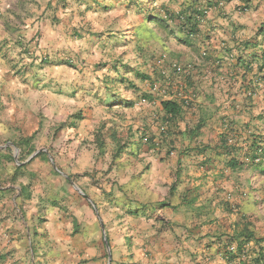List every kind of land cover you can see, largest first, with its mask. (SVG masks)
Listing matches in <instances>:
<instances>
[{
	"label": "crops",
	"instance_id": "0c3cea01",
	"mask_svg": "<svg viewBox=\"0 0 264 264\" xmlns=\"http://www.w3.org/2000/svg\"><path fill=\"white\" fill-rule=\"evenodd\" d=\"M117 1L123 6L112 10H122L126 49L142 51L136 60L149 74L161 59L173 69L157 77L152 100L142 99L141 113L127 122L133 149L108 187L86 191L69 169L54 170L55 177L36 158L41 151L20 162L17 145L27 137L0 145V264H237L241 229L264 238V158L257 161L253 148L264 147V0H225L191 37L166 11L196 0L108 2ZM96 4L93 10H101ZM8 64L1 52L0 96L14 101L27 86ZM165 100L186 105L174 121ZM13 116L7 129L17 124ZM5 130L0 120V138ZM8 147L14 164L3 169ZM19 166H26L25 177L12 182Z\"/></svg>",
	"mask_w": 264,
	"mask_h": 264
},
{
	"label": "rangeland",
	"instance_id": "374dc122",
	"mask_svg": "<svg viewBox=\"0 0 264 264\" xmlns=\"http://www.w3.org/2000/svg\"><path fill=\"white\" fill-rule=\"evenodd\" d=\"M108 1L88 0L91 6L82 10L73 0H0V30L2 25L6 32L0 57L2 52L13 65L7 67L27 86L14 101L0 96L1 126L6 127L0 145L33 135L54 176V170L77 171L71 180L84 181L86 191L112 183L110 173L123 167L122 159L133 149L127 122L141 113L143 95L161 84L136 60L142 51L126 49L129 35L118 25L122 10H112L119 1ZM93 2L116 16L96 11ZM154 41L151 34V45ZM128 54L135 58L127 61ZM8 104L19 110L12 113ZM12 115L17 124L7 129Z\"/></svg>",
	"mask_w": 264,
	"mask_h": 264
},
{
	"label": "trees",
	"instance_id": "16d2710c",
	"mask_svg": "<svg viewBox=\"0 0 264 264\" xmlns=\"http://www.w3.org/2000/svg\"><path fill=\"white\" fill-rule=\"evenodd\" d=\"M85 4H89L88 0H84ZM60 2L64 3L66 0H60ZM78 4L79 0H77ZM94 3V2H93ZM97 7H100L104 9L105 11H108L109 8L108 6L104 4H96ZM221 6L219 4L218 0H207V3L205 5H202L199 0H196L195 2H192L190 5L186 6L185 8L181 9L177 13L173 12H167V18L173 22H178L179 25V31L184 33L186 36L191 37L197 34L199 31V24L200 22L204 19L206 12L213 8V7H219ZM154 18L151 17L150 20H153ZM162 24H160L161 26ZM163 26V25H162ZM158 60V59H157ZM156 60V61H157ZM159 64H154V68H152V74L155 79L157 77L163 76V71L167 69H173L172 65L167 64L168 61L160 60L158 61ZM157 63V62H156ZM158 67L156 69L155 67ZM133 71L136 72V70L132 69ZM157 71H160L157 72ZM176 73V71H173ZM137 75L142 78V80H148V77L137 73ZM152 94H145L143 97L148 100H152ZM130 105V104H128ZM163 110L166 114V117L168 118V122L174 121L178 117L181 116L183 106H186L185 103H180L177 100H165L162 101L161 103ZM81 117L77 116V120L80 119ZM76 125H72L70 127H75ZM34 140V136H30L27 138H23L19 141L18 143V148L21 149L19 161L23 162L25 161L29 156H31L35 151L36 148L34 145H32V141ZM102 145V143H101ZM232 146V145H230ZM254 148V156L256 157V160L259 158H264V147L261 144H255L253 146ZM8 152L7 155L3 156L1 155V168L3 169L6 167L7 163H13L14 164V158L11 155V147H8L6 149ZM2 154V150H1ZM46 153L42 152L36 156V158L43 159L44 161H48L46 158ZM255 160V159H254ZM231 167L236 166V161L234 159L230 162ZM26 166H19L16 167V173L14 174L12 178V182H17L19 179H23L25 177V171ZM20 173L19 176L17 173ZM5 184H8L7 181H5ZM31 187L30 184L28 185H22V193L25 192L26 189ZM251 243H254L253 246H250ZM234 260H237V264H264V238H258L255 236V233L252 229L249 227H244L241 229V231L238 233V238H237V253L232 256Z\"/></svg>",
	"mask_w": 264,
	"mask_h": 264
},
{
	"label": "built area",
	"instance_id": "2783aa9c",
	"mask_svg": "<svg viewBox=\"0 0 264 264\" xmlns=\"http://www.w3.org/2000/svg\"><path fill=\"white\" fill-rule=\"evenodd\" d=\"M219 1V4L222 5L224 3L225 0H218ZM156 89V87H155ZM261 158L257 159V161H259Z\"/></svg>",
	"mask_w": 264,
	"mask_h": 264
},
{
	"label": "water",
	"instance_id": "95a60500",
	"mask_svg": "<svg viewBox=\"0 0 264 264\" xmlns=\"http://www.w3.org/2000/svg\"><path fill=\"white\" fill-rule=\"evenodd\" d=\"M18 153H19V150H17V154H18ZM38 153H39V151L36 152L34 155H32L31 159L34 158Z\"/></svg>",
	"mask_w": 264,
	"mask_h": 264
}]
</instances>
